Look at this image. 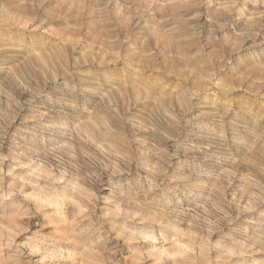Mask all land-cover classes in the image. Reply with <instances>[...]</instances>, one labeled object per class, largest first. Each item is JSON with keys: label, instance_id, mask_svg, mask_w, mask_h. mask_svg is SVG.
Returning a JSON list of instances; mask_svg holds the SVG:
<instances>
[{"label": "rangeland", "instance_id": "374dc122", "mask_svg": "<svg viewBox=\"0 0 264 264\" xmlns=\"http://www.w3.org/2000/svg\"><path fill=\"white\" fill-rule=\"evenodd\" d=\"M0 264H264V0H0Z\"/></svg>", "mask_w": 264, "mask_h": 264}]
</instances>
